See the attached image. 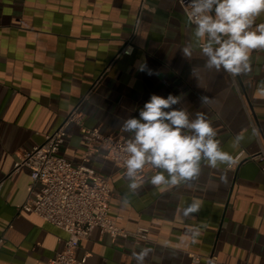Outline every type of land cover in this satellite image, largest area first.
Segmentation results:
<instances>
[{
  "label": "crops",
  "instance_id": "obj_1",
  "mask_svg": "<svg viewBox=\"0 0 264 264\" xmlns=\"http://www.w3.org/2000/svg\"><path fill=\"white\" fill-rule=\"evenodd\" d=\"M141 1L0 0V264H50L62 249L63 230L19 209L34 193L29 170L13 169L89 90L81 107L85 124L107 134L134 138L124 122L139 119L151 95H172L179 102L165 111L185 110L190 120L205 113L224 151L235 156L264 148V50L252 52L246 75L209 69L178 0H145L144 8ZM255 23H264V13ZM131 35L133 52L115 58ZM67 132L60 152L79 163L85 145L76 125ZM237 134L244 140L233 148ZM90 163L109 177L111 214L121 215L125 228L149 227V240L135 244L94 229L77 251L84 264H138L133 253L144 249V264H194L189 252L202 257L199 264H264L260 162L215 170L202 161L198 179L163 191L150 183L159 171L153 167L131 189L132 180L109 161L92 155ZM194 200L202 207L186 219L183 209ZM210 255L216 260L206 262Z\"/></svg>",
  "mask_w": 264,
  "mask_h": 264
},
{
  "label": "clouds",
  "instance_id": "obj_2",
  "mask_svg": "<svg viewBox=\"0 0 264 264\" xmlns=\"http://www.w3.org/2000/svg\"><path fill=\"white\" fill-rule=\"evenodd\" d=\"M187 7L188 23L195 26L194 36L202 42L201 52L207 57L205 66L217 72L222 69L233 78L248 74L252 52L264 50V23H255L264 13V0H189ZM130 53L129 49L127 54ZM183 53L191 56V49L184 47ZM146 67L142 64L139 70ZM148 74H152L150 70ZM202 100L209 102L208 97ZM178 102L179 97L153 94L140 111L139 119L124 122L123 130L134 134L125 148L126 176L132 180L131 189L137 188L136 177L146 165L159 170L151 176L150 183L163 191L198 179L202 161L215 170L222 165L230 168L234 163V156L222 149L217 131L205 113H197L190 120L185 110L165 111ZM243 140L242 134L235 135L233 148H238ZM221 180L226 182V175ZM201 207L202 203L194 200L183 209V216L190 218ZM148 251L133 253L138 264H144Z\"/></svg>",
  "mask_w": 264,
  "mask_h": 264
},
{
  "label": "built area",
  "instance_id": "obj_3",
  "mask_svg": "<svg viewBox=\"0 0 264 264\" xmlns=\"http://www.w3.org/2000/svg\"><path fill=\"white\" fill-rule=\"evenodd\" d=\"M178 2L182 13L188 19L189 0ZM145 6V0H142L140 7ZM139 18L138 14L132 35L138 26ZM132 35L115 58L133 52ZM129 49L131 53L127 54ZM103 76L104 72L97 77L95 83ZM90 91L86 92L67 113L60 126L45 135L43 142L34 144L29 150L24 151L19 161L14 164V171L22 168L29 170L30 187L34 193V196L21 204L19 209L36 214L67 234L62 249L55 253L50 264H84L85 256L78 257L77 251L80 242L88 238L94 229L113 239L131 240L135 244L149 240V227L139 225L132 229L125 228L120 225L122 216L111 214L109 177L93 169L90 163V157L97 155L112 163L122 174H126L125 161L128 154L125 148L127 142L134 139L125 135L107 134L97 126L85 124L81 107ZM70 124L78 127L85 145L79 163H73L60 152L68 136L67 126ZM244 153L241 150L234 156L235 160L230 168L244 160H255L260 162L261 170L264 172V148L256 153L246 155ZM149 169H152L151 165L144 168ZM135 181H139L138 176ZM2 243L3 239L0 238V246ZM188 257L194 264L202 262V257L197 253L189 252ZM212 260H216L215 256L205 257L206 262Z\"/></svg>",
  "mask_w": 264,
  "mask_h": 264
}]
</instances>
